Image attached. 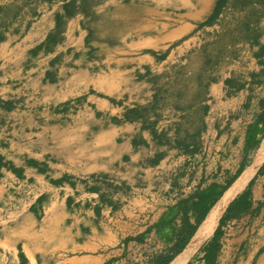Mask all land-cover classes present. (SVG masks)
Returning <instances> with one entry per match:
<instances>
[{
    "label": "crops",
    "instance_id": "0c3cea01",
    "mask_svg": "<svg viewBox=\"0 0 264 264\" xmlns=\"http://www.w3.org/2000/svg\"><path fill=\"white\" fill-rule=\"evenodd\" d=\"M237 3L0 0V264H173L215 212L187 264H264V0L241 43Z\"/></svg>",
    "mask_w": 264,
    "mask_h": 264
},
{
    "label": "bare ground",
    "instance_id": "6f19581e",
    "mask_svg": "<svg viewBox=\"0 0 264 264\" xmlns=\"http://www.w3.org/2000/svg\"><path fill=\"white\" fill-rule=\"evenodd\" d=\"M218 218L219 212H215L205 220L198 232L191 238L189 244L173 264H187L189 260L193 258L199 249L206 243Z\"/></svg>",
    "mask_w": 264,
    "mask_h": 264
},
{
    "label": "rangeland",
    "instance_id": "374dc122",
    "mask_svg": "<svg viewBox=\"0 0 264 264\" xmlns=\"http://www.w3.org/2000/svg\"><path fill=\"white\" fill-rule=\"evenodd\" d=\"M260 1L261 0H238V3L237 5L239 6L234 12L236 14V16H238V22H237V25H235L233 28H234V33H233V36L231 38V40L233 41H236V43H241L240 41L244 40V36H246L248 34V31L249 30H246V27L244 26V24L240 25L239 24V20H241V15H242V12L246 13L247 11H249V16H251L252 18H255L257 17L258 13H257V6H260ZM243 2H247V5H245V7L249 6V8H243L242 7V3ZM243 20V19H242ZM244 22V21H243ZM245 23V22H244ZM254 27V26H253ZM223 37L221 38L222 39V43H226V40L230 41L229 40V34H225V31L222 32L221 34ZM225 41V42H224ZM245 41V40H244ZM223 44H219L218 47H221ZM216 50V49H215ZM219 51H222L220 49H218ZM203 248L201 247L199 249V252H203ZM197 256V255H196ZM193 257V261L194 259L196 258ZM190 262V264L193 263Z\"/></svg>",
    "mask_w": 264,
    "mask_h": 264
},
{
    "label": "trees",
    "instance_id": "16d2710c",
    "mask_svg": "<svg viewBox=\"0 0 264 264\" xmlns=\"http://www.w3.org/2000/svg\"><path fill=\"white\" fill-rule=\"evenodd\" d=\"M129 117H130L129 114H126V119H128ZM191 237H192V236H191ZM188 242H189V240H186V241H185V244H184L185 246H184V247L187 246ZM181 251H182V250H181Z\"/></svg>",
    "mask_w": 264,
    "mask_h": 264
},
{
    "label": "water",
    "instance_id": "95a60500",
    "mask_svg": "<svg viewBox=\"0 0 264 264\" xmlns=\"http://www.w3.org/2000/svg\"><path fill=\"white\" fill-rule=\"evenodd\" d=\"M181 254H182V253H181ZM181 254H180V255H181Z\"/></svg>",
    "mask_w": 264,
    "mask_h": 264
}]
</instances>
